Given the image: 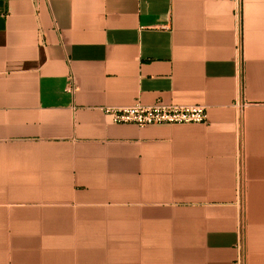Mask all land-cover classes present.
<instances>
[{"label":"crops","instance_id":"0c3cea01","mask_svg":"<svg viewBox=\"0 0 264 264\" xmlns=\"http://www.w3.org/2000/svg\"><path fill=\"white\" fill-rule=\"evenodd\" d=\"M0 264H264V0H0Z\"/></svg>","mask_w":264,"mask_h":264},{"label":"built area","instance_id":"2783aa9c","mask_svg":"<svg viewBox=\"0 0 264 264\" xmlns=\"http://www.w3.org/2000/svg\"><path fill=\"white\" fill-rule=\"evenodd\" d=\"M105 116L114 124L149 125L204 124L207 109L200 105H173L157 102L154 105L137 103L124 107H103Z\"/></svg>","mask_w":264,"mask_h":264}]
</instances>
